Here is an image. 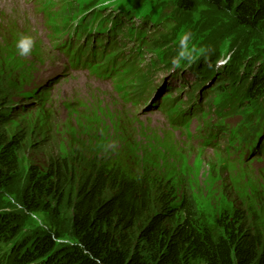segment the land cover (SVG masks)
<instances>
[{
	"label": "rangeland",
	"instance_id": "rangeland-1",
	"mask_svg": "<svg viewBox=\"0 0 264 264\" xmlns=\"http://www.w3.org/2000/svg\"><path fill=\"white\" fill-rule=\"evenodd\" d=\"M26 1L29 2L25 0L18 5L12 1L0 2V107L4 105L7 91L10 106L21 100L31 103L32 99L27 97H35L30 104L33 109H22L28 111L26 116L12 115L11 109L4 118V126L0 125L9 139L26 136L23 165L8 180L0 182L1 209L17 215L18 224L31 236L42 235L48 229L57 230L61 234L60 243L74 244L76 237L72 230L70 204L59 207L52 199H42L38 200L34 210H29L24 201L28 172L33 167L45 172L50 161L66 158L73 163L77 160V164L87 161L86 166L97 162L98 167L105 163L112 167L116 163L130 177L149 180L151 190L158 184L167 188L170 183V187L176 186L175 204L181 201V195L192 194L198 212L213 232L221 231L218 220L234 211L242 213L241 224L245 227L252 225L253 211H259L264 201V157L251 153L230 156L223 150L228 144V128L239 121L241 115L230 114L223 118L216 106L233 103L245 117L246 112L250 118L257 116L253 107L243 106L241 96H231L229 92L239 86L238 82L244 87L254 78V64L249 63L252 60L244 54L253 51L264 57V20L253 28L222 10L225 7L222 4L192 0L193 6L182 8L178 6L182 0H163L166 10L161 15L169 17L166 20L173 23H168L167 30L160 29L152 36V33L147 34V38L151 40V54L158 53L167 67L183 68L209 33L215 36V41L210 42L212 45L223 44L220 39L226 34L231 39L228 53L223 51L216 57L212 70H205L195 77L189 75L187 95L182 93L184 99L196 95L195 86L198 85L199 89L201 79L214 71L217 83H214L215 91L209 100L213 104L210 105L211 117L203 118L196 111L190 122L182 125L174 123V112L156 110L153 100L157 92L146 103L151 87L140 96L136 86L125 98L122 93L112 92L97 75L88 72L87 66L70 64L72 60L62 50H53L45 58L35 43L40 40L44 47L54 49L52 34H47L59 33L65 40L68 31L64 30L63 24L68 20L63 15L48 16L47 11L42 12L39 8L31 12L30 3L25 5ZM57 7L55 1L50 9ZM21 45L29 48L27 54L21 55ZM201 52H198L197 59ZM217 54L215 51L204 58ZM234 55L236 59H232ZM229 56L231 59L221 65L223 62L218 58ZM53 59L59 60L67 72L62 70L41 80V69ZM233 60V65L225 66ZM224 71L232 74L218 75ZM172 78L181 82L180 78ZM263 78L262 75L256 80ZM218 82L231 85L219 86ZM173 92L177 93L175 87ZM164 94L166 90L161 92V98ZM183 104V98H179L171 106L176 108ZM67 106L75 111L74 114ZM76 109H80L79 112ZM197 125L202 130H196ZM207 137L217 138V141L208 143L205 141ZM232 154H237L234 148ZM259 225L264 231V216ZM139 246L142 247L140 242ZM142 252H147V248Z\"/></svg>",
	"mask_w": 264,
	"mask_h": 264
},
{
	"label": "trees",
	"instance_id": "trees-1",
	"mask_svg": "<svg viewBox=\"0 0 264 264\" xmlns=\"http://www.w3.org/2000/svg\"><path fill=\"white\" fill-rule=\"evenodd\" d=\"M204 2L224 5L222 10L253 28L264 20V0ZM178 6L190 8L193 1L182 0ZM248 53L254 63L260 62L253 80L264 76V57ZM253 80L247 82L248 94L264 110V78ZM7 94L0 107L2 126L8 113ZM25 138L9 139L0 128V182L23 165ZM86 162L62 158L50 161L45 172L36 167L28 172L27 208L34 210L42 199H52L59 207L70 204L76 240L74 244L60 243L61 234L49 229L31 236L18 224L17 215L4 213L0 215V245L4 251L15 252L11 264H264V231L259 225L264 201L262 209L253 211L252 225L241 224L242 213L234 211L228 217L224 214L218 220L221 231L213 232L192 194L181 195L175 204L176 186L170 187V183L167 188L158 184L151 190L149 180L130 177L116 163L98 167L97 162L90 166Z\"/></svg>",
	"mask_w": 264,
	"mask_h": 264
},
{
	"label": "bare ground",
	"instance_id": "bare-ground-1",
	"mask_svg": "<svg viewBox=\"0 0 264 264\" xmlns=\"http://www.w3.org/2000/svg\"><path fill=\"white\" fill-rule=\"evenodd\" d=\"M110 32V31H109ZM113 32H116L118 33L122 38L125 36V32H123V30H121L120 28H114L113 29ZM109 34V33H108ZM110 38H111V35L109 34L107 36V39L110 41ZM82 48V47H81ZM81 50V49H79ZM79 58H80V55H79ZM63 70L62 66L60 65V62L59 61H55V60H52L49 64L43 66L42 70H41V73L39 75V78L41 80L45 79L46 77H49L55 73H59ZM101 72L103 74H111V69L108 68V67H105L103 70H101ZM172 75V74H171ZM74 79L76 80H79V77L78 76H74ZM253 80V79H252ZM256 79H254L253 81H255ZM260 82V81H258ZM174 87H177L176 85H174ZM166 89H169L168 92H166V94H164V96L166 95V97H169L170 96V92L169 91H173V90H170L169 87H166ZM168 93V94H167ZM92 100V99H91Z\"/></svg>",
	"mask_w": 264,
	"mask_h": 264
},
{
	"label": "clouds",
	"instance_id": "clouds-1",
	"mask_svg": "<svg viewBox=\"0 0 264 264\" xmlns=\"http://www.w3.org/2000/svg\"><path fill=\"white\" fill-rule=\"evenodd\" d=\"M212 37H214L215 38V36H212ZM215 40V39H214ZM218 42V41H217ZM22 47H23V45H21ZM215 50V48H210V51L211 52H213ZM29 52V48H27V47H23V51L21 52V55H25V54H27ZM208 55H211V53L210 54H208ZM213 56H211V57H208V58H205L207 61H209L211 58H212ZM234 57H235V55L232 57V59H234ZM233 63H234V60L232 61Z\"/></svg>",
	"mask_w": 264,
	"mask_h": 264
}]
</instances>
